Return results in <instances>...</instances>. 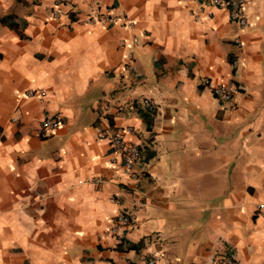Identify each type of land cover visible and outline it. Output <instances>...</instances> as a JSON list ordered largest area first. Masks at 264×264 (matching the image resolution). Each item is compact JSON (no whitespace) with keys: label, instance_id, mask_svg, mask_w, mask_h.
Returning <instances> with one entry per match:
<instances>
[{"label":"crops","instance_id":"crops-1","mask_svg":"<svg viewBox=\"0 0 264 264\" xmlns=\"http://www.w3.org/2000/svg\"><path fill=\"white\" fill-rule=\"evenodd\" d=\"M246 1L241 29L226 3L0 0V264H264V0ZM128 127L131 169L109 143Z\"/></svg>","mask_w":264,"mask_h":264},{"label":"built area","instance_id":"built-area-1","mask_svg":"<svg viewBox=\"0 0 264 264\" xmlns=\"http://www.w3.org/2000/svg\"><path fill=\"white\" fill-rule=\"evenodd\" d=\"M185 1H198V0H181ZM204 6L220 7L226 3L228 7L229 19L231 22L237 24L239 28L245 29L247 26V17L245 13L246 0H200ZM88 22L90 24L95 23V19L89 18ZM96 22L101 23H114L117 22L116 18H110L107 16L98 17ZM129 26L133 24L128 23ZM235 44L240 47L241 43L239 40H235ZM203 85L209 88L214 97L218 98L222 102H232L235 98L236 90L225 86V85H215L209 80H205ZM145 107L149 112L153 111V106L150 103H146ZM58 121L55 119H45L41 124L40 133L46 134L58 127ZM135 131L133 128H126L121 134L113 136L109 143L114 153H120L122 158V165L125 169H131L139 159V149L136 144H127L124 140L125 135H134ZM98 183V181H95ZM264 206L263 204H257L256 210L259 216L264 221ZM134 224L133 220L128 214H119L114 218L110 232L113 234H118L120 231L132 226ZM157 254L154 253L151 257L146 259V264H155V258ZM221 264H236L231 258H224Z\"/></svg>","mask_w":264,"mask_h":264},{"label":"trees","instance_id":"trees-1","mask_svg":"<svg viewBox=\"0 0 264 264\" xmlns=\"http://www.w3.org/2000/svg\"><path fill=\"white\" fill-rule=\"evenodd\" d=\"M145 118V121H146V123H150L151 122V119L149 118V116H147V117H144ZM139 247L140 246H138V245H132L130 248L131 249H139Z\"/></svg>","mask_w":264,"mask_h":264}]
</instances>
